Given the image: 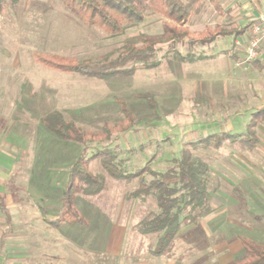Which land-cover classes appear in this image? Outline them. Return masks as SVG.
<instances>
[{
  "label": "rangeland",
  "instance_id": "374dc122",
  "mask_svg": "<svg viewBox=\"0 0 264 264\" xmlns=\"http://www.w3.org/2000/svg\"><path fill=\"white\" fill-rule=\"evenodd\" d=\"M4 1V10L0 12V134L9 129L42 130L41 118L52 107L81 129L99 133L107 125L114 129L123 122L124 104L134 114V127L125 132L113 130L108 139L106 136L95 137L88 155L111 145L120 153L119 158L129 170L150 165L158 171H166L190 143L209 137L213 135L212 131L223 127L227 130V125L214 124V119L222 113L232 116L231 123L237 126V131L239 128L246 130L252 118V111L248 110L252 104L227 107V102L222 103L221 94L216 93L225 84L230 93V80L234 78L226 57H220L222 42L212 48H205L206 45L200 43L189 45L188 41L174 46L161 44L154 58L159 61L157 67L110 79L88 78L36 63L34 52L46 51L96 61L104 55L116 58L126 37L142 32L159 33L164 18L156 14L146 15L143 22L129 27L124 34L110 36L74 15L67 8L70 0ZM247 1L219 0L230 11V14L220 15L211 0H206L205 10L191 15L190 30L198 33L218 23L235 25V29L244 26L248 21L244 7ZM221 40L224 41L223 47H228L227 42L231 45L234 37ZM253 74L258 71L253 70ZM50 88L57 92L55 104L51 107L40 95L41 91ZM229 99L224 98L225 101ZM23 121L28 123L23 125ZM48 133L52 146L55 141L56 144H65V159L69 164L81 156L83 144ZM18 144L24 143L19 141ZM45 145L51 149L49 144ZM240 145L238 138L236 141L227 139L220 147H216L214 140L190 147L195 155L210 165L211 179L218 185V192L212 199L214 210L210 216L190 226L193 230L180 235L181 243L193 247L185 264H209L218 259L224 263L235 259L242 249L240 235L264 243L263 177L257 174L259 180L254 182L257 192H246L252 190L253 185L248 168L254 170V167L247 162L242 165L240 161L242 157L254 156ZM41 156L49 159L52 153L44 149L40 151ZM69 164L59 166L50 180L44 182L45 193L48 189L53 194L56 190L58 195L62 193ZM90 169L105 176L107 187L98 195L80 196L78 209L87 224H70L63 230L54 231L36 230L32 224L33 229H28L32 234L28 241L30 245H21L20 251L9 252L4 243V258L0 264H136L141 261L154 264L156 257L149 253L154 238L140 230L144 224L142 219L154 208L153 201L129 199L128 194L138 187V180L126 184L111 178L100 160L91 162ZM24 174H16L22 191L29 189L28 179L22 178ZM146 177L150 179L151 175L147 173ZM10 185L14 186L12 181ZM19 196L27 197L28 194L21 192ZM28 201L30 205L36 204L35 208L39 207V201L50 212L46 198L39 200L28 196ZM30 205L26 203V206ZM19 211V216L23 217L22 209ZM34 213H28V218ZM32 221L37 220L33 218ZM188 231L192 232L191 235L187 234ZM43 237H47V241ZM222 242L226 245L222 246Z\"/></svg>",
  "mask_w": 264,
  "mask_h": 264
},
{
  "label": "trees",
  "instance_id": "16d2710c",
  "mask_svg": "<svg viewBox=\"0 0 264 264\" xmlns=\"http://www.w3.org/2000/svg\"><path fill=\"white\" fill-rule=\"evenodd\" d=\"M77 1V2H76ZM206 0H70L67 8L82 21L97 26L110 36L122 35L129 27L137 26L144 21L146 15H160L164 18L162 30L159 33H138L128 36L122 41L118 57L104 55L99 60L79 59L62 56L46 51H35L34 61L65 73H78L88 78L110 79L117 75H132L139 69L157 67L159 61H154L161 44L207 45L218 36L233 33L222 24L214 28L207 27L196 33L189 27V19L193 13L205 10ZM4 0H0V12L4 10ZM219 14L225 11L219 0H211ZM124 120L114 129L107 125L99 133L85 131L73 120L56 110L42 118V123L58 138L73 140L83 144L81 156L69 167L68 177L62 191V205L56 219L49 221L51 228H60L66 224L86 225L87 219L78 209L81 195H98L106 189L103 174H96L90 169V164L98 159L111 178L129 184L138 180V187L128 194L129 199H139L142 202L153 201L149 214L142 220L143 234L152 235L153 242L149 253L156 258L174 259L184 262L193 252V247L179 241L182 230L188 226L197 225L214 210L212 199L218 192V185L211 179L210 165L192 150L197 143L209 144L215 141L216 147L227 139L238 138L255 145L257 142L255 125L264 121V107L255 111L248 130L243 134L219 132L202 140L190 143L180 152L166 171H158L150 165L136 170L126 168L120 153L105 145L92 155L88 150L95 137H111L113 130L127 131L134 127L135 117L132 110L123 104ZM150 174L148 179L146 174ZM0 206L6 212L2 200ZM141 223H139L140 226ZM193 230V229H191ZM188 231L187 234L191 235ZM242 252L234 260L225 264H264V243L240 235ZM136 264H148L145 261ZM209 264H221L214 260Z\"/></svg>",
  "mask_w": 264,
  "mask_h": 264
},
{
  "label": "crops",
  "instance_id": "0c3cea01",
  "mask_svg": "<svg viewBox=\"0 0 264 264\" xmlns=\"http://www.w3.org/2000/svg\"><path fill=\"white\" fill-rule=\"evenodd\" d=\"M237 1L240 3L243 2V0ZM221 7L225 12H228L230 14L229 9H225L222 5ZM244 7L246 8V17L248 18L247 23L242 27H239V25L238 29H235V25H224L228 29H233V33L218 36L215 41L207 44L205 48H212L215 45L220 44L221 42L223 43L224 41L221 40V38H224L225 40V38L228 36L234 37L231 45L227 42L226 45H228V47H223L221 43V47L219 49L220 57H226L227 63L230 64L229 69L230 71H232L234 77L232 78V80H230V82H232V88L229 93L228 89L226 88L228 85L225 84V87H222L223 89H219V91H216V93L218 92L219 94H221L219 96L222 97V103L227 102V105L225 104L227 107H237L239 103L252 104L248 108L249 111H252L250 113L252 118L247 124L246 130H242L244 128H239V130L237 131V126H234L231 123L232 116L226 112L224 114L222 113L220 116H217V118L214 119V124L219 123L222 127L224 125H227L228 128L226 130L223 127L219 131H212L214 133H245L248 130V127L251 124L253 118L255 117V111L264 107V50L260 51L258 58L254 61L249 62L246 60V47L248 45L250 37V24L253 19L259 17L260 15H264V0H249ZM230 17L233 18L234 22H236L233 15H231ZM253 70L258 71V74L254 75ZM41 93L42 94L40 95L43 96L46 105L50 107L54 106V99L57 96L56 90L50 88L45 91H41ZM226 97H229L230 99L228 101H225L224 98ZM56 110V107H52L51 110L47 114H45V116ZM26 123L28 122H22L23 125ZM43 126L46 128V130L51 132L44 124ZM43 126L42 130H37L36 132H33L31 129H9L5 134H0V200H2L4 207L7 209V211L5 212L3 207L0 206V261L4 258L2 254L4 243H6L7 247H9V252L20 251L21 249L19 248V246L21 245H24V247L25 245H30L28 244V241L31 240L30 238L32 234L28 229H33L31 227L32 224L36 226V230H38V228H41L45 231L63 230L66 226L70 225L66 224L58 229L51 228L49 226V221L56 219L59 213L58 211H60L59 209L61 207L58 208V206L60 204L62 205V193L58 195V191L56 190L53 194L51 192L52 190L50 191L49 189L48 192L45 193L46 187L44 182H48L50 180L51 175H54L56 173V170L59 166H62L64 163L69 164L70 162H67V160L65 159V156L67 154L64 152V150L66 149L65 144H56L55 141L54 146H52L53 142L49 143L51 137L48 131H45ZM254 128L257 138L256 144L253 146L249 143L241 141L242 145H240L245 146V148L248 149L249 154H252L254 157H242L241 161L239 160L240 164L242 165H245V162H247L251 165L252 168L254 167V170L248 168V171L250 172L249 178L252 179L253 185L252 190L246 192L251 193L257 192V188L255 189L254 187V182L257 179L259 180V176H257V174H261V176L263 177L262 182L264 184V121L258 122ZM52 134L56 136L54 133ZM19 141H23L24 144H18ZM45 144H49L51 149ZM44 149H48L51 151L52 158L48 159L42 156L40 157V151L42 152ZM253 160H257V162H254ZM69 165L71 166L72 164ZM20 170L22 171L20 172ZM22 172L25 173L22 178L28 179L27 185L29 188L23 191L18 184L19 177L16 176V174L21 175ZM66 176L68 177V172ZM52 180L53 182H55V179ZM11 181L13 182V187L12 185H10ZM39 183H42L43 186H40ZM55 183L57 184L59 182ZM259 189L261 190L262 188ZM21 192L23 194H28L30 198H32V196L39 198V200L46 198L49 203L50 212H48V210L44 208L39 201L38 208H35L36 204L30 205L31 203L28 201V196H19ZM49 198H54L55 201H53L52 199L49 200ZM26 203H29L30 206H26ZM20 209H22L23 217L19 216V214H21V211H19ZM28 213H34L35 215L31 218H28ZM208 216L203 219L208 218ZM33 218H35L37 221H32ZM71 225L79 224L72 223ZM188 227L184 228L182 232L192 229V227ZM43 238L44 241H47V237ZM39 239H41V236L39 237ZM221 244L222 246L226 245L224 242H222ZM16 246H18V248H16ZM23 252H25V249H23ZM188 260L189 258H187V260H185L184 262H178L174 259L155 258L154 264H185ZM232 260H234V258L224 263L220 262L219 259L217 261H219L221 264H225Z\"/></svg>",
  "mask_w": 264,
  "mask_h": 264
},
{
  "label": "built area",
  "instance_id": "2783aa9c",
  "mask_svg": "<svg viewBox=\"0 0 264 264\" xmlns=\"http://www.w3.org/2000/svg\"><path fill=\"white\" fill-rule=\"evenodd\" d=\"M264 50V15L252 20L250 24V37L246 47V60L251 62L258 58L260 51Z\"/></svg>",
  "mask_w": 264,
  "mask_h": 264
}]
</instances>
